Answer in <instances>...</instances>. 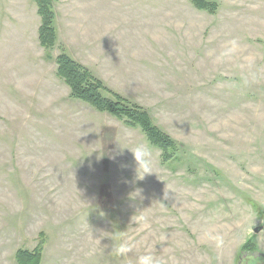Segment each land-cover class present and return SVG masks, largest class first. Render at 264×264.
Instances as JSON below:
<instances>
[{"label":"rangeland","instance_id":"1","mask_svg":"<svg viewBox=\"0 0 264 264\" xmlns=\"http://www.w3.org/2000/svg\"><path fill=\"white\" fill-rule=\"evenodd\" d=\"M214 2L209 13L191 0H56L47 59L35 3L0 0V264L22 251L33 264L263 259L264 0ZM63 49L146 110L177 158L163 163L139 128L70 97ZM119 242L132 251L117 256Z\"/></svg>","mask_w":264,"mask_h":264},{"label":"trees","instance_id":"2","mask_svg":"<svg viewBox=\"0 0 264 264\" xmlns=\"http://www.w3.org/2000/svg\"><path fill=\"white\" fill-rule=\"evenodd\" d=\"M36 5L40 18L38 27V42L44 49L46 58L57 43L55 29L56 0H31ZM198 10L214 13L218 6L214 0H191ZM56 75L69 87L70 97L79 99L100 112H107L130 127H137L146 137L150 145L161 151L163 163H169L177 158L178 145L175 141L155 125L146 110L125 97L109 89L103 81L96 78L91 71L78 63L65 49L55 58ZM23 253V254H22ZM18 260L20 264H33L37 259L35 254L22 251Z\"/></svg>","mask_w":264,"mask_h":264},{"label":"clouds","instance_id":"3","mask_svg":"<svg viewBox=\"0 0 264 264\" xmlns=\"http://www.w3.org/2000/svg\"><path fill=\"white\" fill-rule=\"evenodd\" d=\"M237 49V43L235 41L230 42V44L216 57L217 62H223L224 60L231 58V56L236 53ZM131 151L133 152L136 161H138L139 167L144 165L146 169L148 158L150 156V150L148 147L144 144H139L135 149H131ZM145 173L151 172L145 170L144 174ZM143 176L139 177L143 178ZM167 195L168 194L165 193V198H167ZM201 238L206 242L214 243L216 247H221L223 245V236L211 228H206L201 233ZM112 251H114L117 256H125L132 251V246L124 242L114 243ZM137 264H160V262H158L151 254H145L138 256Z\"/></svg>","mask_w":264,"mask_h":264},{"label":"flooded vegetation","instance_id":"4","mask_svg":"<svg viewBox=\"0 0 264 264\" xmlns=\"http://www.w3.org/2000/svg\"><path fill=\"white\" fill-rule=\"evenodd\" d=\"M251 264H264V257H263V259H259V260L253 259Z\"/></svg>","mask_w":264,"mask_h":264},{"label":"water","instance_id":"5","mask_svg":"<svg viewBox=\"0 0 264 264\" xmlns=\"http://www.w3.org/2000/svg\"><path fill=\"white\" fill-rule=\"evenodd\" d=\"M257 231H258V228L255 229V232H257Z\"/></svg>","mask_w":264,"mask_h":264}]
</instances>
